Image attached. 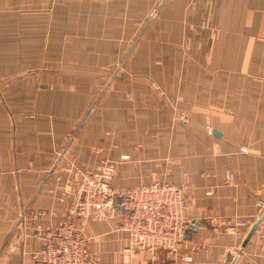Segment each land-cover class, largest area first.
I'll return each mask as SVG.
<instances>
[{
    "label": "crops",
    "instance_id": "crops-1",
    "mask_svg": "<svg viewBox=\"0 0 264 264\" xmlns=\"http://www.w3.org/2000/svg\"><path fill=\"white\" fill-rule=\"evenodd\" d=\"M105 159L117 191L184 190L179 264H264V0H0V264L77 223L69 170ZM116 219L84 224L104 264Z\"/></svg>",
    "mask_w": 264,
    "mask_h": 264
},
{
    "label": "built area",
    "instance_id": "built-area-1",
    "mask_svg": "<svg viewBox=\"0 0 264 264\" xmlns=\"http://www.w3.org/2000/svg\"><path fill=\"white\" fill-rule=\"evenodd\" d=\"M69 172L66 191L73 192L72 214L77 223L66 221L41 232L40 249L29 252L24 264H104L90 252L84 224L88 220L106 222L112 218H117V228L127 234L121 261L116 264H179L175 258L188 226L194 222L186 214L187 199L182 188L155 181L117 191L112 187L115 163L106 159L95 170L72 168ZM225 177L228 183H234L229 170L225 171ZM258 205L264 208V200H259ZM248 225L246 220L237 219L226 228L237 233ZM140 253L148 254L147 261L134 263ZM159 255L172 262L158 261ZM182 259L191 260L189 256Z\"/></svg>",
    "mask_w": 264,
    "mask_h": 264
},
{
    "label": "water",
    "instance_id": "water-1",
    "mask_svg": "<svg viewBox=\"0 0 264 264\" xmlns=\"http://www.w3.org/2000/svg\"><path fill=\"white\" fill-rule=\"evenodd\" d=\"M119 202H120V199L117 198V199H116V209H119V208H118V204H119ZM121 211H122V209H121ZM260 220H261V217L258 218L255 222L252 223V225L250 226V228H249V230H248V232H247V234H246V236H245V238H244V240H243V242H242V246H244L245 243L248 241V239L251 237V235H252L253 232L255 231V229H256V227H257V225H258V223H259ZM200 224H201V222H199V221H194L192 224H190V225L188 226V229H187V230H192L194 226H198V225H200Z\"/></svg>",
    "mask_w": 264,
    "mask_h": 264
},
{
    "label": "rangeland",
    "instance_id": "rangeland-1",
    "mask_svg": "<svg viewBox=\"0 0 264 264\" xmlns=\"http://www.w3.org/2000/svg\"><path fill=\"white\" fill-rule=\"evenodd\" d=\"M110 161V160H109ZM115 166H116V163H115ZM116 174V173H115ZM115 176V175H114ZM114 178V177H113ZM113 181V180H112ZM160 181H165V182H168V181H166V180H160ZM153 182H155V181H153ZM152 183V182H151ZM151 183H149V184H151ZM169 183H171V182H169ZM173 184V183H172ZM67 185H68V183H67ZM141 185V184H140ZM137 186H139V185H137ZM137 186H135V187H137ZM176 186V185H175ZM177 187H179V186H177ZM130 188H134V187H130ZM180 188V187H179ZM126 189H128V188H126ZM126 189H124V190H126ZM120 191H123V190H120ZM259 200H262V199H259ZM258 200V201H259ZM260 207V206H259ZM117 220V219H116ZM121 259V258H120ZM136 260V259H135ZM135 260H134V263H137V262H135ZM119 263V262H118ZM140 263V262H139Z\"/></svg>",
    "mask_w": 264,
    "mask_h": 264
}]
</instances>
